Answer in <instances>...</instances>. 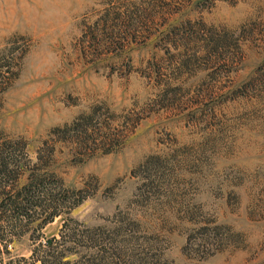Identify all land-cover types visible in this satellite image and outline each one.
<instances>
[{"label":"rangeland","instance_id":"374dc122","mask_svg":"<svg viewBox=\"0 0 264 264\" xmlns=\"http://www.w3.org/2000/svg\"><path fill=\"white\" fill-rule=\"evenodd\" d=\"M4 140L5 186L52 172L82 201L1 233L0 264L125 213L162 264H264V0H0Z\"/></svg>","mask_w":264,"mask_h":264},{"label":"trees","instance_id":"16d2710c","mask_svg":"<svg viewBox=\"0 0 264 264\" xmlns=\"http://www.w3.org/2000/svg\"><path fill=\"white\" fill-rule=\"evenodd\" d=\"M80 127L76 122L71 125L75 132V141L91 149V135L85 130L86 127L81 130ZM101 139L111 141L112 138L107 134L101 136ZM25 147V142L19 140L0 142V234L17 233L20 228H24L23 225L27 226L40 217L44 218L39 224V228H42L43 224L63 212L65 207L70 210L82 201L78 198L80 190L63 189L52 172L29 174L26 182L20 187H12L9 184L5 186L11 177L16 183L19 181L23 170L20 158L26 156ZM51 154L49 151L43 156L45 164ZM37 159L42 160L40 151ZM49 181L58 185L53 186ZM119 221L113 227H86L72 219L65 221L58 238L49 241L43 256L42 251L38 252L41 246H37L32 249L31 257L36 258L40 264H59L60 260L68 255H71V260L66 263L70 264H162L161 258L152 252L144 237L141 239L142 236L134 232L137 220L129 219V213H125ZM67 243L69 245L65 247L68 252H64L65 249L57 252V246L63 247Z\"/></svg>","mask_w":264,"mask_h":264}]
</instances>
